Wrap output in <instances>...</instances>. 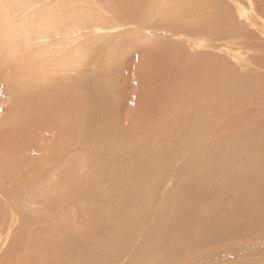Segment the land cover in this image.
<instances>
[{
  "label": "bare ground",
  "instance_id": "6f19581e",
  "mask_svg": "<svg viewBox=\"0 0 264 264\" xmlns=\"http://www.w3.org/2000/svg\"><path fill=\"white\" fill-rule=\"evenodd\" d=\"M120 2L125 3L126 0ZM256 2L254 8L256 14L251 17V24L259 27L263 23L264 28V22L260 23L258 20L264 16V0ZM34 3L38 2L0 0V66L6 71V77H1V81L4 82V90L11 97L12 109L9 110V119L13 118L12 122L5 124L7 122L5 121L2 124L7 125L6 130L0 128V192L5 188L3 183L18 182L23 188L29 187L23 190V194L27 196L29 200L27 203L30 206L42 204L48 213H55L53 218L57 222L51 226L53 236L50 234L42 246L58 254L56 259L52 261L50 258L51 261L45 264H104L97 257L98 254L102 256L104 250L92 248L87 256L86 241L94 243L100 239L104 245L105 240L110 244L114 241L115 235V240L120 239V243L128 245L127 242L134 241L141 231L139 229L145 226L144 219L147 212L151 213V206L144 204L142 209L141 206L136 207L132 204L133 198L125 200L123 214L128 219L124 216L120 223L114 224L109 221L111 214L108 209H102V214L98 209L93 211L88 206L86 202L88 196L81 188L80 178L77 177L73 182L67 177V174L76 171L78 167L74 164V158L68 157L67 160L63 158V154L70 147L80 150L83 142L95 144L91 147L96 150L102 145L114 148L116 141L133 144L139 133L117 128L109 115H104L105 112L100 118H96L104 108L114 105L116 99L100 81L85 83L81 80H72V83H68V80H65L69 77L68 72L75 71L81 66L79 61L76 64L78 59L74 58L73 53L78 46L75 49L71 41H79L82 34L100 38L102 35L107 36L101 31L133 26L135 30L129 34L142 33L154 28L155 31L170 33L175 39L196 37L210 44L222 40L232 42L231 40L242 36L241 30L238 27L235 29L231 27L230 13L224 8L212 6L208 2L197 4L194 0L174 4L169 0H160L159 4L156 0H150L149 3H145L144 0H129L128 4L122 5L121 8H112L108 11L112 20L108 19L109 16L104 18L105 20L95 18L90 19L88 24L81 25L74 23L73 15V20L70 18L78 9L74 8L76 1L66 0L61 8L51 2H45V7L35 8ZM75 34L78 36H74ZM149 37L153 36H144L148 45L139 51L145 52L144 55L150 56L151 59L148 68L151 76L147 84L148 90L142 97V104L148 111L147 119L149 122L195 119L207 120L210 125L215 123L216 128L208 126L205 128L206 131L196 133L198 140L206 139L209 133L212 134L214 141L208 150L211 157L209 166L212 168L211 171L215 172L213 177L215 182L206 186L201 183L200 187L193 186L195 189H184L187 187L185 186L182 190L179 185L176 192L180 200L175 203V209L172 208L174 215L171 217L174 227H178V230L174 228L167 230L168 228L164 224L162 227V223L158 221L156 227L159 228H156L155 233L157 237L163 239L157 240L154 234L152 236L146 233L142 244L143 246L145 244V248L142 252L148 253L147 256L144 254V260H151V254H155L151 260L152 264H160L162 260L167 262V258L174 253L185 254L189 252L188 250L198 249L205 244L207 246L209 242L230 236L229 232L237 234L238 231H244L264 235V180L260 174V165H264V132L260 135L257 132V123H253L255 121L252 120L245 124L248 130L240 129L234 133H229L223 128L218 130L219 122H222L229 111L227 104H231V107L235 102L239 104L241 91H245L242 87L246 84L251 87L252 82L247 83L245 78L241 83L238 76L235 79V75L234 77L227 74L216 75L217 66L206 67L200 64L195 67L184 63L181 61L180 55L183 54L181 49L173 47L163 39L159 38L160 41H156ZM53 39L56 40L52 42ZM131 47L133 49L134 45ZM243 95L245 97L242 99L247 100L248 93ZM237 106L239 110V105ZM231 110L229 113L236 117V108L232 112ZM62 115L65 119L60 121ZM203 127L200 126V129ZM49 132L53 133L54 139L45 149L47 148V152L52 150L53 154L47 156L45 151L46 153L39 156L38 150L42 152L44 148L39 149L38 141L45 139L46 133ZM148 140L145 139L143 143L146 144ZM217 150L222 153L223 158H218L220 155ZM233 154L239 155L242 161L254 165L251 166L252 169H246L242 162L237 167L238 161H233L236 156ZM61 158L63 160L59 162L58 159ZM54 164H59V169H56L52 182L46 186L39 185V180L47 175L45 170L49 171L48 168H52ZM113 166L114 162L111 161L103 170L105 179L111 182L114 177L110 176L109 167ZM16 174L23 177V182L15 180ZM205 177L209 175H203L204 180ZM226 179L230 182L226 183ZM245 179L249 181L245 183ZM147 180L141 193H144L152 183V180ZM199 180L203 182L200 178ZM236 181L242 182L243 185L238 186ZM184 182L180 184L185 185ZM54 187H62L65 190L54 192ZM53 200L56 202H51ZM49 203H52L53 207H48ZM80 203L87 204L86 209ZM212 203L216 205V209L214 207L210 211ZM72 204L80 207L77 208L76 205L71 210ZM205 206L209 207V212ZM87 211L93 214L90 222L84 221L83 218ZM206 213L208 217L204 216ZM26 222L19 227L18 235L24 233ZM127 229L131 230L130 234L126 233ZM1 233L2 228L0 236ZM259 252H264V248L260 247ZM11 253L16 252L10 251L4 257L1 256L0 264L6 260L8 264H38L32 252L25 258L19 253L12 257ZM221 254L224 253H219ZM114 260L112 257L109 260L105 259V262ZM39 264L43 262L40 260ZM259 264H264L261 259Z\"/></svg>",
  "mask_w": 264,
  "mask_h": 264
},
{
  "label": "rangeland",
  "instance_id": "374dc122",
  "mask_svg": "<svg viewBox=\"0 0 264 264\" xmlns=\"http://www.w3.org/2000/svg\"><path fill=\"white\" fill-rule=\"evenodd\" d=\"M35 1L38 2L34 3V5L36 4L35 8L45 7V2H51L53 5L61 8L66 0ZM71 1H76L77 3L74 8L78 9L70 17L72 19L73 15L74 20H72L76 25H81L82 23L88 24L91 21L90 19L94 20L95 18L105 20L104 18L108 16V19L112 20L108 11L112 8H121L122 5L129 2V0H126L125 3L120 2V0ZM149 1L144 0L145 3H149ZM169 1L171 4H174L175 2L183 3V1L187 2L190 0ZM194 2L197 4L208 2L212 6L217 5V7L220 6L225 11L227 10L230 13L229 18L232 21L231 27L233 29L238 27L241 30L240 35L242 36L231 40L232 42L222 40L212 42L210 45L204 39L196 37L194 39L179 37L176 40L170 33H163L161 30L155 31L154 28L142 33L129 34L135 30V27L124 26L113 31H101L103 34H107V36L102 35L100 38L82 34L79 41H71V45L75 49L78 46L73 53L74 58L78 59L76 64L80 62L81 66L77 67L78 69H75V71L68 72L69 77L65 80H68V83L76 80H81L85 83L95 80L100 81L114 95V99H116L113 103L114 105L104 108L96 118H100L101 114L105 112L106 114L104 115L108 114L117 128L121 130H134L139 133L136 135L133 144L116 141L114 148H106L102 145L96 150L91 147L95 144H84L83 142L80 145V150L76 147H70L63 154V158L65 160L68 157L74 158V164H77L78 167L76 171H71L70 174H67V177L73 182L79 177L81 188L88 196L86 199L88 206L93 211L98 209L101 213L102 209H108L111 214V219L107 216L110 219L108 220L114 224L116 222L120 223L124 216L126 217L123 214L125 213L123 211L125 200L133 198L132 204H135L136 207L141 206L142 209L144 204H150L151 206V213L147 212V216L144 219L145 226L139 229L141 231L134 241L127 242L128 245L124 242L120 243V239L115 240V235L114 241L110 242V244H107L105 240L104 245L100 239L94 243L86 241L88 247H86V255H89L88 251L92 250V248L97 250L100 248L101 251L104 250V254L102 256L98 254L97 257L104 264H152L151 260L155 257V254H151V260H144L143 258L145 254L142 252L145 248V244L144 246L142 245L144 237L147 232L152 236L153 234L156 236L155 230L159 228L156 227L158 221L162 223V227L164 224L168 228L167 230H173V228L174 230H178V227H174L171 217L174 215L172 208L175 209V203L180 200V196L176 192L179 185H181L183 190L185 186L187 187L184 189H187L193 188L196 185L200 187L202 186L201 183L206 186L215 182L213 179L215 172L211 171L212 168L209 166V162H211L209 158L211 157L208 149L211 147L212 141H214L212 134L209 133L208 138L203 140H198L196 135L201 130L202 132L203 130L206 131L205 128L208 126L216 128L215 123L210 125L207 120L197 121L195 119H182L179 121L156 120L149 122L147 119L148 111L144 104H142V97L146 95L148 90L147 84L151 77L148 68L151 59L150 56L144 55L145 52H139L140 49L142 50L148 45V41H145L144 36H153L149 38L156 41L163 39V41H168L173 47L181 49L180 51L183 53L180 55L182 56L181 61L184 63H189L195 67L200 64L206 65V67L217 66L215 68L216 75L227 74L233 75V77L235 75V79L238 76V81L241 83L244 82L245 78L247 83L252 82L250 84L251 87L247 84L242 87L245 91H241V97L238 98L240 100L239 104L235 102V105L232 107L231 104H227L229 111L223 117L222 122H219L218 130H228L229 133H234L236 130L245 128V130H248L245 124L252 120L255 121L253 123H257L258 125V131H256L260 135L264 132V28L263 23L259 27L251 24V17L256 14V10H254L257 4L256 0H194ZM156 3L159 4L160 0H156ZM263 17L258 19L260 23L264 22ZM76 35L78 36V34L74 36ZM138 38L140 41H137V43L136 40ZM55 40L53 39L52 42ZM130 45H134V48L132 49ZM147 59L149 60L147 61ZM212 61L217 63L214 64ZM1 77H6V71L0 66V128L6 130L7 125L2 124L5 121H7L5 124L9 121L12 122L13 118L9 119V110L11 111L12 109L11 97L4 90V82L1 81ZM8 84L11 83L8 82ZM246 92L249 96H247V100H243V97H245L243 94ZM237 105H239L240 111L237 110ZM244 106H246L245 109L243 108ZM235 108L236 117L233 116V113H229L231 109L232 112ZM62 119H65L63 115L60 117V121ZM230 123L232 124L230 125ZM200 126H204L203 129H200ZM46 134L45 139L38 141L39 149L44 148L42 152L38 150L39 156L47 152V148L45 149V147L54 139L52 138L54 136L52 132ZM145 139H149L146 144L143 143ZM217 152L219 153V150ZM51 154H53L52 150L48 151L46 155L49 156ZM219 155L218 158L222 157V153H219ZM233 155H236L233 161H238L236 163L237 167L240 162H242V165L246 169L251 170L254 166L242 161L239 155ZM63 158L58 159V161L61 162ZM111 161L114 162V166L109 167V174L114 177L113 182L106 180L105 174H103L104 168ZM29 163L33 164V162ZM58 165L54 164L52 168H48L49 171L45 170L47 175L39 180V185L46 186L52 182L56 169H59ZM260 166L264 167V165ZM261 167L260 174L262 180H264V169ZM154 174H157V176H154ZM62 175L60 174V176ZM203 175H209V177H205L204 180ZM16 176L15 180L23 182V177H19L17 174ZM211 176L212 178L210 179ZM147 179L152 180V186L150 185V187L145 189L144 193H141L143 186L148 182ZM179 181H185V185L180 184ZM196 181L200 182L196 183ZM248 181L245 179V183ZM228 182L230 181L227 180L226 183ZM241 183L236 181L238 186H242L243 184ZM3 186L5 188L0 192V219L3 218L2 221L0 220V224L2 225L0 227L2 228L0 257H4V255L12 251L16 252L11 253L12 257L19 253L23 254V258L28 256L29 252H32L34 257L37 258L38 264L40 260L45 264L51 261V259L52 261L56 259L58 252L50 251L45 246H42L43 242L51 234V226L57 222L53 218L55 213H48L42 204L30 206L27 203L29 201L27 200V196L23 194V190L25 191L29 187L24 186L25 188H23V185L18 182L11 184L3 183ZM53 190L54 192H61L65 188L54 187ZM133 195L135 196L132 197ZM51 202L54 203L56 201L53 200ZM87 204L80 203L85 209ZM76 205H70V209L73 210ZM80 205H77V208ZM211 205L210 211L214 207L216 209V205L213 203ZM48 207H53L52 203H49ZM205 207L208 210L207 212H209V207ZM15 211H19L20 213H15ZM115 215L117 217H114ZM92 216L93 214L89 213V211L85 212L83 215L84 221L90 222ZM204 216L208 217V214L206 213ZM212 216H214V212ZM72 217H74L73 214ZM104 219L106 218L104 217ZM25 221H27V225L24 233L18 235L20 233L18 229ZM72 228H74V225ZM130 231V229H127L126 233L130 234ZM238 232L237 234L229 232L230 236L209 242L207 246L205 244L198 247V249L188 250L189 252L185 254L176 255L177 253H174L170 258H167V262L162 260L160 264H259V259L264 263V252H259L260 247L264 248V235L258 233L251 234L244 231ZM51 236H53V232ZM230 237L231 239H229ZM162 239V237H157V240L162 241ZM93 245L96 246L93 247ZM147 253L145 254L146 256ZM219 253L224 254L219 255ZM112 257L115 258L114 262H105V259L109 260ZM6 261H3L2 264H8V261L7 263Z\"/></svg>",
  "mask_w": 264,
  "mask_h": 264
}]
</instances>
